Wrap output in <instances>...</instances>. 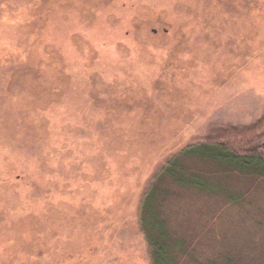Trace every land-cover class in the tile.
Wrapping results in <instances>:
<instances>
[{
  "label": "rangeland",
  "instance_id": "1",
  "mask_svg": "<svg viewBox=\"0 0 264 264\" xmlns=\"http://www.w3.org/2000/svg\"><path fill=\"white\" fill-rule=\"evenodd\" d=\"M263 115L264 0H0V264H152L153 174ZM216 186L169 195L173 248L264 264V178Z\"/></svg>",
  "mask_w": 264,
  "mask_h": 264
},
{
  "label": "trees",
  "instance_id": "2",
  "mask_svg": "<svg viewBox=\"0 0 264 264\" xmlns=\"http://www.w3.org/2000/svg\"><path fill=\"white\" fill-rule=\"evenodd\" d=\"M263 142L264 115L250 126L225 127L196 139L160 166L139 207L140 229L152 264H180L181 257L184 264L188 260L199 264L189 250L178 256L179 248H173L177 243L163 215L169 195L179 198L183 194L195 195L212 203L226 194L216 186L223 175L264 178Z\"/></svg>",
  "mask_w": 264,
  "mask_h": 264
},
{
  "label": "water",
  "instance_id": "3",
  "mask_svg": "<svg viewBox=\"0 0 264 264\" xmlns=\"http://www.w3.org/2000/svg\"><path fill=\"white\" fill-rule=\"evenodd\" d=\"M263 145H264V142H263Z\"/></svg>",
  "mask_w": 264,
  "mask_h": 264
}]
</instances>
